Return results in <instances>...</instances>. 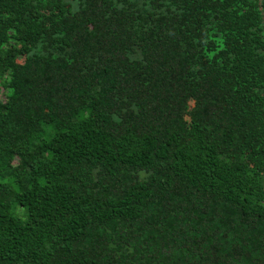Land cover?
<instances>
[{
  "label": "trees",
  "instance_id": "1",
  "mask_svg": "<svg viewBox=\"0 0 264 264\" xmlns=\"http://www.w3.org/2000/svg\"><path fill=\"white\" fill-rule=\"evenodd\" d=\"M0 264H264V0H0Z\"/></svg>",
  "mask_w": 264,
  "mask_h": 264
}]
</instances>
